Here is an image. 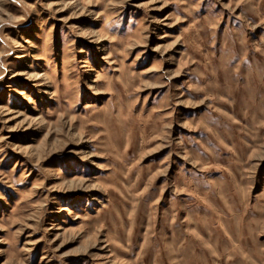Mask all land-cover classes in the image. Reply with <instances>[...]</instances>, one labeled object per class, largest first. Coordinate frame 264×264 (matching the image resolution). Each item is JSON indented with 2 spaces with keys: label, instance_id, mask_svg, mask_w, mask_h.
Listing matches in <instances>:
<instances>
[{
  "label": "rangeland",
  "instance_id": "obj_1",
  "mask_svg": "<svg viewBox=\"0 0 264 264\" xmlns=\"http://www.w3.org/2000/svg\"><path fill=\"white\" fill-rule=\"evenodd\" d=\"M0 264H264V0H0Z\"/></svg>",
  "mask_w": 264,
  "mask_h": 264
}]
</instances>
